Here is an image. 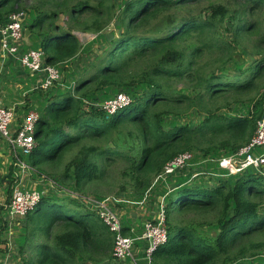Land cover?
Segmentation results:
<instances>
[{
  "label": "trees",
  "instance_id": "trees-1",
  "mask_svg": "<svg viewBox=\"0 0 264 264\" xmlns=\"http://www.w3.org/2000/svg\"><path fill=\"white\" fill-rule=\"evenodd\" d=\"M10 14L25 15L50 67L79 55L76 33H98L110 22L120 28L106 34L110 46L72 92L52 94L58 80L41 90L47 99L27 163L79 193L143 198L177 156L234 154L264 113V0H0L1 26ZM62 15L66 29L56 23ZM116 88L134 90L117 114L87 104ZM190 112L194 127L165 125ZM185 174L165 200L168 239L151 263L264 264V177L248 169L196 183ZM3 180L10 197L12 168ZM20 222L21 264L128 263L114 259L112 234L78 198L43 196ZM7 229L0 208V257Z\"/></svg>",
  "mask_w": 264,
  "mask_h": 264
},
{
  "label": "rangeland",
  "instance_id": "rangeland-1",
  "mask_svg": "<svg viewBox=\"0 0 264 264\" xmlns=\"http://www.w3.org/2000/svg\"><path fill=\"white\" fill-rule=\"evenodd\" d=\"M116 2L119 3L120 0H116ZM21 18H22V24H23V33H25L26 30L30 31L27 28L28 26L27 24L29 22L26 21L25 15L21 14ZM68 22L69 21L66 15H62L58 17L56 21V23H58L62 29H66V27L68 26ZM24 24L25 26L27 25L25 29H24ZM119 29L115 27L113 22H110L107 27L103 28L98 33H76L78 35L79 41L81 42L83 46V49H81V52L79 53L77 57L74 58V60L68 61L64 64L57 65V71L60 72L61 79H59L58 82H55L54 84L58 86V91L55 92V89L57 88L56 86V88L52 89L51 93L59 95L65 91L72 92L74 88L73 85L78 80V78L86 73L91 74L93 72V68H91V66L97 61L99 54L103 50L104 52H106L107 48L110 46L109 43L105 42L104 38L106 34L112 31L116 36ZM122 30L123 29H121V31ZM28 47H29L28 49L34 50L33 45H28ZM240 63L242 67L245 69L249 68L250 66L249 59H244V61H241ZM236 67L237 66L235 65H232L230 67V74L237 73ZM44 80L45 79L43 78L42 82ZM179 86L180 85H178L177 88H179ZM133 92L134 90L126 91L125 89H121V88L103 90L97 93L96 95L90 97V102L87 101V104L101 109V104L105 102L109 103V99L110 101H113V99L119 95L129 96V94L132 95ZM43 93L44 91L40 93L41 98L39 99V103L41 104V107L36 110V113L38 114L42 112V109L46 104L47 97ZM113 115H110V116H113ZM24 116H25V113L23 115L20 114V119L23 118ZM197 121H198L197 115L194 112H190L186 116H183L180 118L166 117L165 125H168L167 126L168 128H170L172 124L175 126L176 125L178 126L188 125V126L194 127ZM1 142L4 146H7L4 140L1 139ZM6 151H7L6 148L0 149V208L4 210V218H6L8 222V229L5 232V240H6L5 244H7L6 246H7L8 252L6 253V255H4V257L2 256L0 257V262H1L0 264H4V263L5 264H21L19 262L20 255L17 253V248H16L17 245L21 242V234H22V230L20 226L21 222H20V219H17V218L11 219V217L8 214L7 206L10 203L12 193H10L11 196L9 197L6 181L3 180L2 182V179L8 175L11 168L13 170V178H14L12 189L14 186L21 184V186L26 188L27 190L36 191L41 197L50 196L52 198H78L81 200L84 199L87 201L86 205H88L89 207L91 206V204L89 203L90 202L89 200L91 199L101 200L105 198H110L112 200V205L114 206V210L118 213L119 216H120L119 214L120 211L122 214V210L126 209L127 207V206L123 207L124 205L132 206L134 209L133 214H134L135 223H133V220L131 219H130V223H127L129 218H126L127 215L125 213H124L125 214L124 217L122 215V217L120 216V218H121V222L123 226H125V224H130V225L134 224V227H133L134 229L133 230L129 229V232L130 234L137 236L136 238H140V236L142 235L143 226L145 222L154 221L157 217L159 207L163 206L164 208V206L166 205L165 200L167 196L171 195V192L174 186L179 184L181 180V176H179L180 174L190 173L191 175L189 174V176L190 177L192 176L193 178L191 181L196 182V183H204V182L207 183L208 177L216 178L217 176H220L219 175L220 173L225 175L224 174L225 172L218 167L217 162L210 161V160L214 161L213 159H204L205 157H203L201 153L193 152L192 159H191L192 161L189 162V165L183 168L180 167L179 169L175 170L172 174H166L165 172H163L154 181L152 187L148 190V192L144 195L143 198H138L128 193L124 195L123 197L108 193L107 196L105 195L106 197L96 198L94 195L89 194L88 192H85L86 190H84V192L82 193H79L77 190H75L73 185L70 184V182L62 181V180L59 181L57 175H49V174L47 175L45 173H39L33 170L30 167V165L27 163L28 153H26L23 149H17L15 152L10 153L11 156L9 155V159L11 163L13 164H10V161L8 160L3 165L1 162L4 156V153ZM15 155H17L21 159L22 162L27 164L29 168H27L23 172H19V164H18L19 161L15 157ZM223 156H226V155H223ZM15 165H17V167ZM243 172H241L240 174H242ZM199 175H204V176H199ZM197 176L203 179L198 178ZM190 177L189 179H191ZM158 197L160 199L159 202H157ZM113 198H115L116 200H119V202L114 201ZM137 241H136L137 242L136 248L138 249L133 250L136 261L128 262L126 264H148L147 259L145 257L146 248L145 246L143 247V242L141 240H137ZM141 248H143L144 250L139 253L140 251L139 249ZM259 257L264 259V253L260 254Z\"/></svg>",
  "mask_w": 264,
  "mask_h": 264
},
{
  "label": "built area",
  "instance_id": "built-area-1",
  "mask_svg": "<svg viewBox=\"0 0 264 264\" xmlns=\"http://www.w3.org/2000/svg\"><path fill=\"white\" fill-rule=\"evenodd\" d=\"M20 18L21 14H10L6 18L5 24L0 27V56L17 55L23 68L33 72V74H46L45 80L42 82V77L36 87L40 90H47L53 82L60 79V74L56 67L45 65L44 54L41 49L20 50L23 41V24ZM130 101L128 96L119 95L113 101L109 99V103H102L101 109L109 115H113L128 106ZM13 115V110L0 106V137L6 142L10 152L23 149L29 154L34 147V132L39 115L36 112L28 113L23 118L21 124L15 130H11ZM190 155L186 153L177 156L165 165L163 172L172 174L180 167L187 166L191 159ZM15 157L19 161V172H23L29 168L17 155ZM214 162H217L218 167L227 176H236L243 171L251 169L264 177V113L262 118L257 122L255 132L247 144L239 148L234 154L221 156ZM15 166L17 167V165ZM40 200L41 196L36 191L27 190L21 184L16 185L12 189V197L7 206L8 214L11 219L17 218L21 220L29 211L35 208ZM79 200L85 204L87 203L84 199ZM113 200L119 202L115 198ZM89 201L91 204L90 207L87 205L89 209L96 213V216L112 234V256L114 259L122 262L136 261L133 253L135 242L137 240H144L147 243L145 257L148 264H151V254L158 247L164 245L168 239L163 206L159 207L154 221L145 222L140 238H134L123 233L124 226L120 216L114 210L110 198L101 200L91 199Z\"/></svg>",
  "mask_w": 264,
  "mask_h": 264
},
{
  "label": "crops",
  "instance_id": "crops-1",
  "mask_svg": "<svg viewBox=\"0 0 264 264\" xmlns=\"http://www.w3.org/2000/svg\"><path fill=\"white\" fill-rule=\"evenodd\" d=\"M24 18V17H23ZM25 22V21H24ZM4 23V22H3ZM0 23V27L3 24ZM28 45H33L34 48L40 47V42H36L33 38V34L31 31L27 35L23 33V41L22 47L20 50L28 49ZM7 57L0 56V106L14 110L13 115V125L11 130H15L23 121V118L28 115L30 112H36L39 106V96L41 90L36 86L40 82L42 78V73L33 74V72L23 68L20 64L19 57L17 55H6ZM57 68V67H56ZM25 116L20 119V114ZM6 148L7 151L4 153L2 158V164L6 163L9 159L10 151L7 146H4L0 139V149ZM11 156V155H10ZM10 164L11 163L10 161ZM157 202L160 201L159 197L157 198ZM135 203V202H134ZM127 206V207H126ZM126 209L122 210V214L120 211V216L124 217L126 214V218H129L127 223H130V219L134 222V209L132 206L124 205ZM125 213V214H124ZM132 225V226H131ZM125 224L124 228L127 230H133L134 224ZM136 238L137 236H133ZM143 242V247L147 246L146 241L141 240ZM138 242V241H137ZM137 242L135 244V249ZM139 253L144 249H139ZM1 263V262H0Z\"/></svg>",
  "mask_w": 264,
  "mask_h": 264
},
{
  "label": "clouds",
  "instance_id": "clouds-1",
  "mask_svg": "<svg viewBox=\"0 0 264 264\" xmlns=\"http://www.w3.org/2000/svg\"><path fill=\"white\" fill-rule=\"evenodd\" d=\"M35 49H41V48L39 47V48H35ZM41 50H42V49H41ZM42 51H43V50H42ZM43 54H44V53H43ZM45 65H46V64H45ZM46 66H47V65H46ZM59 73H60V72H59ZM117 113H118V112H117ZM117 113H115V114H117ZM115 114H114V115H115ZM261 118H262V117H261Z\"/></svg>",
  "mask_w": 264,
  "mask_h": 264
},
{
  "label": "water",
  "instance_id": "water-1",
  "mask_svg": "<svg viewBox=\"0 0 264 264\" xmlns=\"http://www.w3.org/2000/svg\"><path fill=\"white\" fill-rule=\"evenodd\" d=\"M28 33H29V31H28V30H26V31H25V35H27Z\"/></svg>",
  "mask_w": 264,
  "mask_h": 264
},
{
  "label": "bare ground",
  "instance_id": "bare-ground-1",
  "mask_svg": "<svg viewBox=\"0 0 264 264\" xmlns=\"http://www.w3.org/2000/svg\"><path fill=\"white\" fill-rule=\"evenodd\" d=\"M22 20V18H20Z\"/></svg>",
  "mask_w": 264,
  "mask_h": 264
}]
</instances>
